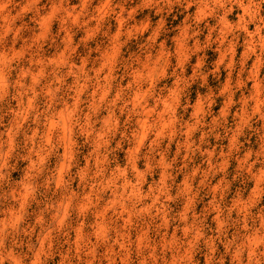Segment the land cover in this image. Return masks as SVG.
Listing matches in <instances>:
<instances>
[{"label": "clouds", "instance_id": "obj_1", "mask_svg": "<svg viewBox=\"0 0 264 264\" xmlns=\"http://www.w3.org/2000/svg\"><path fill=\"white\" fill-rule=\"evenodd\" d=\"M101 3L107 5V16H99L98 19L92 0H79L75 4L73 0H27V15L18 13L13 17L19 20V25L12 24L0 32V113H3L0 115V127H3L4 115L15 111L12 105L15 99H28L32 107L40 112L37 127L44 125L45 119L51 117L56 108L67 104L70 93L76 92V98L80 101L75 110L71 105L66 109V128L72 145L71 155L67 160L59 153V148L63 145H56L54 139L51 144H45L39 134L31 137L30 131L22 133L32 140V155L29 156L23 139H18L9 148L0 136V204H10L13 198L18 199L16 193L19 188L10 183L5 184L7 169L14 165L23 173L31 164L34 170L32 178L25 185L30 204L34 205L32 213L18 210L19 214L12 224L0 223V264H47L45 255L48 254L50 246L54 255L66 258L67 264H71L73 259L78 260L79 264H88L91 260L95 264H105L106 256L112 264H118L121 257L125 258L126 264H183L185 253L188 254L187 264H264V223H261L264 211L261 210V205L257 204L255 210L249 209L247 217L234 218L229 211L228 198L224 201L218 200L219 212L214 222L210 216L200 215L199 207L182 214L180 207L183 201L174 194L181 174L195 179L198 173L207 171L205 165L209 164L216 171L222 165L224 175L220 179L222 183L231 185L229 162L241 160L245 154L247 160L236 175L237 184L248 179L245 173L248 171L249 162L254 169L250 175H254L257 170H264V158L257 155L256 148L249 140L250 134L257 140L264 135V125L252 114L254 101H249L246 107V123L238 126L240 106L236 92L233 91L230 111L236 112L237 120L233 122L227 115L221 119L222 114L218 115V109L222 101L215 98V86L209 83L207 72L201 73L204 85L202 89L190 87L186 90V96L183 92L173 91L169 97L167 89L171 87L172 80L164 77L175 66L171 57L177 55L170 44L174 36L171 30H168L167 35L160 36L169 57L166 65L157 62L159 50L145 46L143 39L126 44L121 39L123 46L115 62L107 60L104 54L110 51L112 36L116 33L112 21L116 17L120 18L122 34L127 21V9L133 7L135 0H123V3L121 0H101ZM148 3L152 6L151 10L160 9L161 12L169 5L177 3H198L206 6L213 10L210 13L209 27H213L215 22L214 31H221L222 24H231L228 10H234L239 5L248 10L252 23L257 27H264V17L260 15L264 0H148ZM13 4L15 8L11 6ZM22 4L23 0H8V3L0 0V14L11 15ZM54 8L55 16L50 17L49 13ZM65 12L69 15L66 16ZM147 16L148 24L151 25V11ZM72 17H76L75 24ZM61 20H64V27L68 29L67 37L63 32L57 34V30L52 27V23H59ZM135 20L137 24L142 22L139 16ZM241 20L242 28L248 22V17H241ZM41 21L47 25V34L38 47L32 38L39 34ZM160 22L164 31L163 25L166 21L163 15L160 16ZM128 27H131L130 22ZM191 31L196 34L194 38L202 39L199 36V24L193 25ZM236 31L233 26L229 34L234 35ZM84 32L89 33L87 41L82 40L81 34ZM65 47L67 51H64ZM184 47L187 48V42ZM21 50L23 55L18 60L14 59L13 53ZM257 54L264 55V49H258ZM49 57L59 59L49 64ZM231 57L234 60L235 50ZM101 64L105 67L98 70ZM41 67L44 68L43 74L30 82L26 77L36 74ZM69 69L75 85L83 89L82 92H78L70 81L67 74ZM216 71L219 72V69ZM133 73L138 76L139 88L135 85L126 88L125 85L130 83ZM216 79L222 82L223 76L218 75ZM150 85L152 86L149 87ZM100 89L104 90L102 98L99 96ZM94 90L96 98L103 100L102 104L95 105V115L89 107ZM133 94L136 95V115L124 123L122 117L133 109ZM247 94L245 86V95ZM113 96L116 97L115 100ZM166 97L162 126L157 116L162 112L161 102ZM205 97H210L209 103H203ZM261 99L264 100V96ZM37 100H42L44 111H41ZM194 102H199L202 107L197 109L198 115L192 119L190 113ZM149 110L152 115L146 117L144 113ZM105 112L107 116L104 115ZM259 115L264 116V106L261 107ZM136 120L144 122L143 140L138 145L141 128ZM85 124L88 136L81 146L78 135ZM195 133H200V137L197 138ZM96 135L100 139L95 148L104 163L97 169L88 160L87 182L94 187L99 186L102 180L108 179L109 173L119 168L127 172L125 178L131 185L123 193L120 182L115 185L117 203L112 210L114 214L106 215L103 221L92 218V212L98 211V207L80 214L76 208L79 203L77 199L70 205L71 214H64L63 207H57L59 189L53 191L55 180L47 178L59 157L66 164L63 183L68 188L65 193L67 197L74 190V181L85 179L78 172L85 165L88 153L92 151V141ZM229 140L232 144L227 149ZM175 143L182 145L178 153L173 147ZM113 144L116 145L115 148L112 147ZM184 144L187 145L186 150ZM133 147H136V153L128 161L125 150ZM49 151L53 153L52 158L41 159L38 163L37 154L42 157ZM209 157L213 159L209 160ZM161 161L165 165L163 169L158 168ZM141 164L146 165L149 171L143 173L144 183L140 187L145 188L147 184H151L153 191L147 199L138 201L129 193L136 191L135 171L140 169ZM37 168L38 174L35 171ZM161 171L171 177V180L158 183L157 177ZM157 187L161 189L159 196ZM190 195H197L196 190L193 189ZM240 195L243 198L245 193ZM109 198V195L103 197L104 200ZM145 208L149 210L145 212ZM125 220L128 222L124 223ZM77 228L83 233L84 239L80 241L79 254L71 257V233ZM172 229L175 231L172 232ZM138 234L146 237L139 246L135 238ZM170 238L175 241L172 247L168 246ZM65 245L68 246L67 250ZM89 249L94 256H85Z\"/></svg>", "mask_w": 264, "mask_h": 264}, {"label": "rangeland", "instance_id": "obj_2", "mask_svg": "<svg viewBox=\"0 0 264 264\" xmlns=\"http://www.w3.org/2000/svg\"><path fill=\"white\" fill-rule=\"evenodd\" d=\"M3 3H8V0H2ZM79 2V0H73V4ZM93 5L96 7L99 16H107V5L101 3V0H92ZM123 3V0H121ZM27 0H23V4L16 9L11 15L4 13L0 14V32L5 31L10 25H19V20L14 19L18 13H23L27 15L26 11ZM15 8V4L11 5ZM83 6V5H82ZM152 6L148 3V0H135L133 7L127 9V21L125 22L122 34H120V18L116 17L112 23L115 25L116 33L112 36V45L110 51H106L104 56L107 60L115 62L118 53L123 45L120 41L123 39L124 43L135 42L137 39H143L145 46L157 48V62L167 64L169 57L165 51L164 42L160 39L161 35H167L168 30L174 33L170 44L172 45L173 51L177 55L171 57L174 62V67L170 73H166L164 79L172 80V85L167 89L168 96L170 97L173 91L180 93L183 92L185 96L187 95L186 90L191 88H203V76L202 72H207L209 74V83H212L215 88L216 97L222 101L221 107L218 109V115H221L223 119L224 115H227L230 120L236 122L237 115L236 112L230 111L231 108V94L233 91L236 92V96L240 106V117L239 124L243 125L246 123L248 113L246 112V107L249 101H254V107L252 108L253 116H256L262 125H264V116L259 115L261 107L264 106V100L261 99L264 96V55L257 54L258 49H264V27H257L255 23L251 22V17L247 9H244L237 5L235 9L228 10V20L231 21L230 25H221V31H214L215 22H213V27H209V20L211 19V9L206 6H201L200 4H183L177 3L175 5H169L163 12L160 9L151 10ZM151 11L152 23L148 24L147 14ZM50 17L55 16V8L50 11ZM68 16L69 13L65 12ZM163 15L165 19V24L163 25L164 31H162V26L160 22V16ZM260 15L264 17V5L260 8ZM141 17L142 22L137 24L135 17ZM241 17H248V22L244 24L241 28L243 21ZM73 24L76 22V17H72ZM131 23V27H128V23ZM199 24L200 31L199 36L202 39H197L195 33L191 31L192 26ZM235 26L236 34L231 35L232 27ZM52 27L57 30V34L63 32L65 37L68 36V29L64 27V20L59 21V23H52ZM47 25L44 21H41V30L39 34L34 36L33 43L37 44L39 47V42L44 40ZM94 34V31H93ZM82 40L87 41L89 39V33L84 32L81 34ZM80 41H77L79 43ZM185 42H187V48L184 47ZM235 50L234 60L231 54ZM64 51H67L65 47ZM23 55V50L19 53H13L14 59H19ZM187 57V58H185ZM215 60L213 61L212 59ZM227 58V59H226ZM59 57H49L48 63L51 64L53 60H58ZM147 60V57L145 58ZM83 61H81V66ZM203 65V67H201ZM105 67L104 64L99 66L98 70ZM185 68H187V73L185 74ZM219 69V72L216 71ZM177 70H179V76H177ZM111 69L109 68V72ZM44 72V68L41 67L37 70V73L31 77H26L31 82L32 79H37ZM70 77V81L76 87L78 92H82L78 85H75V80L72 79L73 74L71 69L67 73ZM218 75L223 76V81L217 80ZM107 78H105V85L107 86ZM135 85L139 88L138 76L133 73L130 83L126 84L125 87L129 88ZM234 85V87H233ZM150 85L149 87H151ZM245 86H247V96L245 95ZM99 88V85H97ZM164 89H162L163 91ZM147 91V90H146ZM20 95V94H18ZM99 96L102 98L104 96V90L100 89ZM83 98V97H81ZM91 103L89 105L90 109L93 111V115L96 113L95 105L103 103V100L96 98V90L93 91ZM116 97L113 96V100ZM133 109L128 112L127 115L122 117V122H129L135 115V101L136 95L133 94ZM210 97H205L203 103H209ZM161 102L162 112L158 114L157 119L161 121L163 126L164 122L162 120L163 108L166 103ZM198 100V98H197ZM79 100L76 98V92L70 93V98L67 104L62 107L55 109L51 117L45 119L44 125L37 127L40 118V112L36 111L31 102L28 99H15L12 101V105L15 111L10 114L4 115L3 127H0V136L3 137L9 148H12L18 139H23L25 141V146L28 149L29 156L32 155V148L30 147L32 140L31 137H35L39 134L40 139L45 144H51L53 139L56 145H63L59 148V153L65 160L71 155V143L69 139V134L66 128V109L68 105H71L72 109L75 110L76 106L79 104ZM37 104L40 105L41 111H44V105L42 100H37ZM111 104V101L109 102ZM202 107L199 102H194L191 107L190 116L192 119L196 118L197 109ZM123 112V109L121 110ZM143 111V110H142ZM145 116H151V110L144 113ZM3 115V113H0ZM107 116V112L104 113ZM65 126L62 127L61 125ZM136 124L141 128V137L137 141V145L143 140V129L144 122L136 120ZM87 124L84 128L79 131L78 139L81 141V146H83V141L87 139L88 133L85 130ZM98 128L100 126H97ZM31 132V137L23 136L24 132ZM171 133L169 134V139H171ZM197 138L200 137V133H195ZM187 138V130L186 137ZM99 135H96L92 141V151L88 153V157L85 160V165L78 172L79 176H85L84 180L76 179L74 181V190L65 196L68 192L67 185L63 183L65 176L66 164L60 161L57 157L56 165L51 169L48 174V179H54L55 184L53 185V191L57 192L58 203L57 207H63V212L66 215L71 214L70 205L74 199H77L79 203L76 205L77 211L80 214L87 213L90 209L99 208L98 211L92 212V218H99L101 221L105 219V216L113 215L114 206L117 203V196L115 191V185L120 182V190L123 193L124 189L130 188L128 180L125 178L127 172L116 168L113 172L109 173L108 179L102 180L99 186L94 187L89 184L86 179V172L88 166V160H91L92 166L99 169L104 163L103 158L98 155V149L95 145L99 141ZM249 140L252 145L257 150V155L264 158V135H261L259 139L250 134ZM247 142V141H246ZM232 141L229 140L227 144V149L231 148ZM180 143H175L173 147L175 152H179L181 148ZM185 150L187 145H183ZM113 148L116 147L115 144L112 145ZM226 149V150H227ZM136 147L125 150V155L128 161H131L132 155L136 153ZM95 153V155H94ZM175 154V153H174ZM53 156L51 151L45 152L43 156L38 153L37 161L41 159L49 160ZM212 160L213 157H209ZM254 159V157H253ZM247 160V155L241 160H231L228 165V175H230L232 184L222 183L220 179L224 175L223 166L221 165L220 170L216 171L212 169L211 165H205L207 171H202L197 174L195 179L181 174L179 176V183L176 186V192L174 193L180 200L183 201L180 207V212L187 213L197 207L200 208L199 214L202 216H210L215 222L219 208L217 207V201H224L226 198L229 200V211L232 213L233 217H247L249 215V209L255 210L257 204L261 205V210L264 211V170L255 171L254 175H250L254 171L251 163H248V171L245 173L248 176L247 180H243L240 184L236 183V175L239 173L240 169L244 167L245 161ZM165 167L163 161L158 165V168L163 169ZM74 170V169H73ZM33 167L31 164L20 173L19 170L13 165L7 169L5 175V184H12L13 187H18L19 192L16 193L18 199L13 198L10 202L5 204H0V223L4 225H10L15 220L16 216L19 214L18 210H27L32 213L34 205L30 204V197L27 192L26 182L32 178ZM37 174L39 173V168L35 169ZM149 169L146 165L141 164L140 169L135 171L136 179V191L130 192V196H134L138 201L142 199H147L152 191L153 187L151 184H147L145 188H141L140 185L144 183L143 173L148 172ZM17 180L19 183L17 184ZM171 177L166 176L164 172H159L157 181H170ZM203 181V183H201ZM195 189L197 195H190L192 190ZM111 190V192H109ZM157 195L159 196L161 189L156 188ZM245 193L243 198H241V193ZM143 193V195H142ZM109 195L108 200H104L103 197ZM157 197H153L156 199ZM67 200V202H65ZM205 200L207 203H205ZM149 209L145 208L144 211L147 212ZM123 212V208H121ZM128 221L125 220L124 223ZM264 223V219L261 220ZM175 229H172L174 232ZM79 237V239H78ZM137 245L139 246L142 241L146 239L144 234H138L136 237ZM84 239L83 233L77 228L71 233V257H76L81 251L80 241ZM163 243V241H162ZM175 241L171 238L169 239L168 246H174ZM67 245H65V250H67ZM221 247H223L221 245ZM226 251V250H225ZM110 253L111 250H108ZM67 255V253H66ZM49 256L52 258L49 259ZM86 257L94 256V253L89 249L85 253ZM150 259H154L151 258ZM45 260L47 264H67L66 258L59 255H54L49 247L48 254L45 255ZM183 264H187L188 254L185 253L182 258ZM71 264H79L78 260H72ZM88 264H95L94 260L88 262ZM105 264H112L111 260L106 256ZM118 264H126L125 258L121 257Z\"/></svg>", "mask_w": 264, "mask_h": 264}]
</instances>
